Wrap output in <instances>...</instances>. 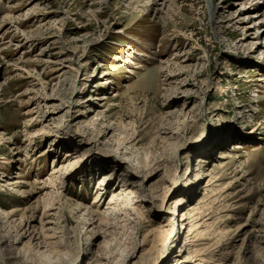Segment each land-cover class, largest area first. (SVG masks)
I'll return each mask as SVG.
<instances>
[{
	"label": "rangeland",
	"instance_id": "1",
	"mask_svg": "<svg viewBox=\"0 0 264 264\" xmlns=\"http://www.w3.org/2000/svg\"><path fill=\"white\" fill-rule=\"evenodd\" d=\"M0 264H264V0H0Z\"/></svg>",
	"mask_w": 264,
	"mask_h": 264
},
{
	"label": "bare ground",
	"instance_id": "2",
	"mask_svg": "<svg viewBox=\"0 0 264 264\" xmlns=\"http://www.w3.org/2000/svg\"><path fill=\"white\" fill-rule=\"evenodd\" d=\"M214 8V7H213ZM2 36V35H1ZM234 148H237V147H234ZM239 148V147H238ZM113 151V150H112ZM112 155V152L111 153H109V156H111ZM122 156V154H120L119 152H117L116 150L114 151V153H113V159H117L118 160V158L119 159H121V161H125V162H127V159L125 158V157H120V156ZM112 157V156H111ZM203 173L202 172H200V170H198L197 172H196V174L192 177V179H194V180H199V179H202L203 178ZM120 195L121 194H119V193H117V194H114V196H112L111 197V199H110V204H114L115 205V203L118 201V199H119V197H120ZM180 200V199H179ZM178 200V201H179ZM200 202V201H199ZM110 207V206H109ZM189 207V206H188ZM198 209H199V206H197V205H192V206H190L189 207V212L188 213H186V214H183L182 216H181V218L179 219V221L182 223V222H184V220H186L187 218H189V217H191V216H193L194 214H196L197 213V211H198ZM108 211H110L111 213L112 212H114L115 211V209L113 208V207H110L109 208V210ZM108 211H106V212H108ZM110 212H108V213H110ZM123 216H125V219L124 220H127L128 219V216H126V213H123ZM120 219V218H119ZM118 219V220H119ZM123 220V221H124ZM41 246V245H40ZM17 255V254H16ZM102 258V257H101ZM105 258V257H104ZM108 261H110V260H108Z\"/></svg>",
	"mask_w": 264,
	"mask_h": 264
}]
</instances>
